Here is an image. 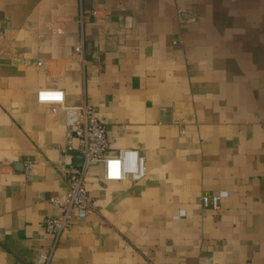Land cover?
Segmentation results:
<instances>
[{"label": "crops", "instance_id": "1", "mask_svg": "<svg viewBox=\"0 0 264 264\" xmlns=\"http://www.w3.org/2000/svg\"><path fill=\"white\" fill-rule=\"evenodd\" d=\"M42 89L95 108L109 156L137 150L147 172L95 166L98 212L51 264H264V0H0V264H43L79 155Z\"/></svg>", "mask_w": 264, "mask_h": 264}, {"label": "built area", "instance_id": "2", "mask_svg": "<svg viewBox=\"0 0 264 264\" xmlns=\"http://www.w3.org/2000/svg\"><path fill=\"white\" fill-rule=\"evenodd\" d=\"M85 16L80 15V21ZM82 44L75 47V52L82 53ZM40 104L53 105V112L58 113L61 107L66 109L69 131L66 136L67 148L62 152L67 154L74 151L82 156L81 166L70 165L66 169V192L60 196H54L50 202L59 207L60 213L45 219V234L50 238L51 245L43 251L39 257L43 264H51L59 240L68 232L73 223L95 215L97 205L87 189V179L93 173L95 166H102L103 180L118 182L128 177L136 183L146 176L145 158L137 150H121L117 157L108 154L110 143L107 138L105 124L98 118L95 108L86 102L77 106H65V95L62 90L42 89L37 94ZM76 139L78 146L74 147L72 141ZM32 163L25 165V175L30 179L32 175ZM227 197L226 192L215 195L203 194L200 198L203 209L218 211L221 209L222 200Z\"/></svg>", "mask_w": 264, "mask_h": 264}, {"label": "water", "instance_id": "3", "mask_svg": "<svg viewBox=\"0 0 264 264\" xmlns=\"http://www.w3.org/2000/svg\"><path fill=\"white\" fill-rule=\"evenodd\" d=\"M82 160H83L82 156L81 155H77L76 158H75V165L76 166H81Z\"/></svg>", "mask_w": 264, "mask_h": 264}]
</instances>
